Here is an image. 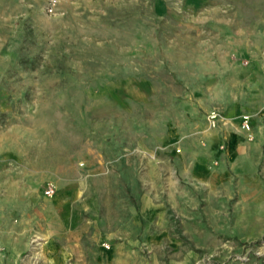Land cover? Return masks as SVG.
Segmentation results:
<instances>
[{
    "label": "rangeland",
    "instance_id": "obj_1",
    "mask_svg": "<svg viewBox=\"0 0 264 264\" xmlns=\"http://www.w3.org/2000/svg\"><path fill=\"white\" fill-rule=\"evenodd\" d=\"M157 1L0 0V264H264V0Z\"/></svg>",
    "mask_w": 264,
    "mask_h": 264
},
{
    "label": "built area",
    "instance_id": "obj_2",
    "mask_svg": "<svg viewBox=\"0 0 264 264\" xmlns=\"http://www.w3.org/2000/svg\"><path fill=\"white\" fill-rule=\"evenodd\" d=\"M51 6H53V5H51ZM50 9L52 10V7H51ZM208 119H209V122L211 123L212 126H216V124H217V114H216V112H213V113L209 114ZM243 125H244L245 127H249V123H248V119H247V117H245ZM54 192H55V189H54V187H52V186H49V187L45 190V193H46L48 196L53 195Z\"/></svg>",
    "mask_w": 264,
    "mask_h": 264
},
{
    "label": "crops",
    "instance_id": "obj_3",
    "mask_svg": "<svg viewBox=\"0 0 264 264\" xmlns=\"http://www.w3.org/2000/svg\"><path fill=\"white\" fill-rule=\"evenodd\" d=\"M157 11L159 13H163L165 11V9L167 8V6L165 5V3L162 0H158L157 1V5H156ZM233 139V138H232ZM231 139V140H232Z\"/></svg>",
    "mask_w": 264,
    "mask_h": 264
}]
</instances>
